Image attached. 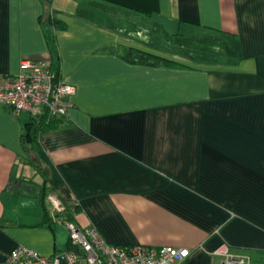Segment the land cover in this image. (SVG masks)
<instances>
[{
    "label": "crops",
    "instance_id": "crops-1",
    "mask_svg": "<svg viewBox=\"0 0 264 264\" xmlns=\"http://www.w3.org/2000/svg\"><path fill=\"white\" fill-rule=\"evenodd\" d=\"M24 59L76 91L28 150L32 116L0 105V264L68 249L65 217L113 245L188 248L178 264L222 245L264 264V0H0V75Z\"/></svg>",
    "mask_w": 264,
    "mask_h": 264
},
{
    "label": "built area",
    "instance_id": "built-area-1",
    "mask_svg": "<svg viewBox=\"0 0 264 264\" xmlns=\"http://www.w3.org/2000/svg\"><path fill=\"white\" fill-rule=\"evenodd\" d=\"M75 91L72 84L63 81L42 60L24 59L17 74L0 75V105L16 114L27 112L48 124L67 116ZM48 201L56 213L65 211V205L54 194L48 195ZM64 226L70 248L44 255L34 248L18 245L1 264H178L191 255L188 248L113 245L94 226L80 228L70 220H65ZM210 264L256 263L222 245L211 253Z\"/></svg>",
    "mask_w": 264,
    "mask_h": 264
},
{
    "label": "trees",
    "instance_id": "trees-1",
    "mask_svg": "<svg viewBox=\"0 0 264 264\" xmlns=\"http://www.w3.org/2000/svg\"><path fill=\"white\" fill-rule=\"evenodd\" d=\"M56 23L57 21L55 22V24ZM123 57L129 62H138V63L151 64V65H157V66H166V67L176 65V63L166 58L156 56V55H153V54L141 51V50H135V49H126L124 51ZM50 125L51 123L48 124L43 119L30 117L28 121L25 123V129L22 134V145L24 146V148L28 150L29 147L34 142H36L39 132L45 128H48ZM46 196H47V193L45 192L43 197L46 199ZM64 205L66 207L65 209L66 211H64L62 215L66 213L67 209L71 206L67 204L66 202H64ZM64 220H69V219L65 217ZM49 221H50V217H49ZM70 247L71 245L69 242L68 248Z\"/></svg>",
    "mask_w": 264,
    "mask_h": 264
},
{
    "label": "bare ground",
    "instance_id": "bare-ground-1",
    "mask_svg": "<svg viewBox=\"0 0 264 264\" xmlns=\"http://www.w3.org/2000/svg\"><path fill=\"white\" fill-rule=\"evenodd\" d=\"M54 69V68H53ZM30 115V114H29ZM31 116V115H30ZM59 198V197H58ZM62 202V201H61Z\"/></svg>",
    "mask_w": 264,
    "mask_h": 264
}]
</instances>
